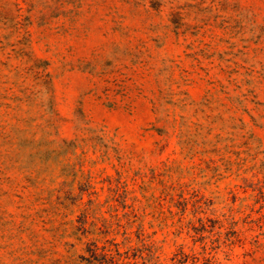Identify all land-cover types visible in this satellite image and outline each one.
Segmentation results:
<instances>
[{
  "label": "rangeland",
  "instance_id": "374dc122",
  "mask_svg": "<svg viewBox=\"0 0 264 264\" xmlns=\"http://www.w3.org/2000/svg\"><path fill=\"white\" fill-rule=\"evenodd\" d=\"M0 264H264V0H0Z\"/></svg>",
  "mask_w": 264,
  "mask_h": 264
}]
</instances>
